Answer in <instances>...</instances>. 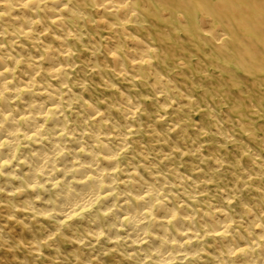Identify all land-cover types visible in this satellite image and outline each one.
Here are the masks:
<instances>
[{"label":"bare ground","instance_id":"bare-ground-1","mask_svg":"<svg viewBox=\"0 0 264 264\" xmlns=\"http://www.w3.org/2000/svg\"><path fill=\"white\" fill-rule=\"evenodd\" d=\"M12 14L24 19L0 35V110L18 118L32 102H46L55 111L49 130L103 140L110 155L102 167L121 181L133 177L120 188L151 193L156 199L147 203L160 210L121 198L120 221L134 218L127 227L109 216L117 227L89 237L100 230L89 212L58 233L53 221L31 219L26 202L35 194L9 197V185L0 193V251L14 264H133L126 255H151L149 264L161 256L175 264H264V0H33ZM10 19L0 20V32ZM37 148L52 144L25 141L20 152ZM29 172L24 166L19 174ZM35 207L44 210L42 202ZM170 223L187 234L171 231L178 243L157 255ZM139 237L143 243L132 245Z\"/></svg>","mask_w":264,"mask_h":264},{"label":"clouds","instance_id":"clouds-1","mask_svg":"<svg viewBox=\"0 0 264 264\" xmlns=\"http://www.w3.org/2000/svg\"><path fill=\"white\" fill-rule=\"evenodd\" d=\"M32 3L33 0H16L15 3H12L11 0H0V6H3V10H0V20L5 17L11 18L6 21L8 27L3 32H0V35H7L8 28L14 27L15 21L24 19L23 16H13V10L16 8L28 9ZM16 33L23 34L22 29H16ZM7 71L9 70L5 69V72ZM5 90H8L7 84H5ZM17 99H19V96H17ZM45 103L40 101L32 102L29 105L27 114H21L18 118L15 115L16 110L9 111L7 114L0 110V132H7L5 138H0V153L4 149H9L7 158L0 155V177L7 179V184L0 185V193L6 192L7 187L11 185L13 191L8 193L9 197L26 192L35 194L30 201L26 202L32 210L31 219L36 223L40 222L41 217L53 221L56 224L58 233L69 226L68 220L73 215L91 212L94 216L92 224L97 225L100 230L98 232L89 231L87 235L97 238L104 237L117 227L116 223H106L109 216H115L116 220L124 227L133 222L134 218L131 214L124 216L123 220L120 221L117 213L121 210V198H126L125 204H132L137 200H142L146 202L147 206H151L153 210H160V205L154 203L149 205L147 203L149 200L154 201L156 199L151 193L145 192L134 195L132 191L120 188L121 184H132L134 181L133 177L130 176L128 180L121 181L119 174L115 170H105L102 167L103 160L109 158V156L105 155L106 152H109V146L103 140L97 139L95 143L89 144L86 141H76L75 133L72 134V139H66L68 132L59 131L57 133L56 129L49 130L47 124L55 116V111L47 110ZM40 119L44 120L43 124L39 123ZM9 122L15 125L12 131L7 129ZM25 128L28 130L25 131ZM33 128L34 131H32ZM25 141L29 145H44L45 141H47L52 144V148L50 151L37 148L24 154L20 152V147ZM73 142H78L81 146L73 148L71 147ZM21 155L24 157L22 160L20 159ZM86 156H90L91 160H86ZM66 157L70 158L68 160L70 166L65 164L61 168L60 165ZM24 166H28L30 172L20 175L19 173L23 171ZM6 169L9 170L6 171ZM60 173H62V176L58 178ZM92 173H95V175ZM81 174L83 179L77 180L76 177ZM69 176L72 179H69ZM108 177L112 178L111 183L107 182ZM14 180L21 182L19 187L12 183ZM86 188H90V191H85ZM46 196L48 197L47 199L45 198ZM109 197L113 199L111 204L107 205L105 200ZM37 202H42L43 211L35 207ZM13 207L15 206L13 205ZM60 216H64L65 219H60ZM175 218V215H173L169 220L171 221ZM41 227L44 226L41 225ZM173 230L178 235L187 234L181 233L175 224L170 223L169 228L165 229V235L159 237L161 245L156 250L157 255L161 254V249L166 245L178 243L174 237L169 239V235ZM146 235L151 238L150 233H146ZM118 239L124 240L125 244H127L125 238L118 237ZM143 240V237L132 240V245L143 243ZM126 253L127 249L125 248L122 254ZM93 259L98 260V257ZM126 259L132 260L133 264H149L152 257L148 255L146 258L135 259L131 255H126ZM87 264H92V261H87ZM152 264H175V262L161 256L159 260L152 261Z\"/></svg>","mask_w":264,"mask_h":264},{"label":"rangeland","instance_id":"rangeland-1","mask_svg":"<svg viewBox=\"0 0 264 264\" xmlns=\"http://www.w3.org/2000/svg\"><path fill=\"white\" fill-rule=\"evenodd\" d=\"M221 116H224L223 114H221ZM1 253L3 252L2 250L0 251ZM20 252V251H19ZM21 253V252H20ZM3 254H5L4 256H5V258H3V260L4 261H6V263L5 264H7L9 261H11V260H13V261H11L10 263L11 264H14V263H16V261H17V258H13L11 255H7L6 253H4L3 252ZM7 256L11 259V260H6L7 259ZM29 260L30 261H32V259L31 258H29ZM0 264H4V262H2V261H0Z\"/></svg>","mask_w":264,"mask_h":264}]
</instances>
